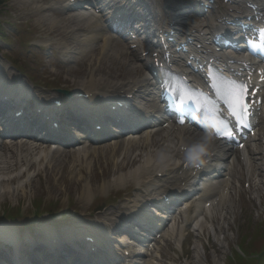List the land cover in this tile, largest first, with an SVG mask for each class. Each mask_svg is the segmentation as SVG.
<instances>
[{
	"label": "bare ground",
	"instance_id": "obj_1",
	"mask_svg": "<svg viewBox=\"0 0 264 264\" xmlns=\"http://www.w3.org/2000/svg\"><path fill=\"white\" fill-rule=\"evenodd\" d=\"M83 0H75V2H82ZM46 8V7H44ZM74 9V8H72ZM150 10V9H148ZM79 11V10H78ZM151 12V11H150ZM83 16V15H82ZM84 17V16H83ZM152 20V19H151ZM84 24H87V26L90 29V32H92L93 34H95L96 38H100L103 36V34H99L98 35V31H101L99 26L96 24H90L84 22ZM157 26V25H155ZM85 32H89L88 30H85ZM91 35V34H90ZM88 38V37H87ZM105 50H101L99 55H102V57L104 58V52ZM114 58H111L112 61L114 62H109L107 64H105V68H111L115 66V62L117 61L118 65L120 64L123 67V58L121 57H117L116 53L113 52V54H111ZM110 56H106L105 59L109 60ZM138 62V61H137ZM127 66V76L130 75H135L137 73V71H133L130 70L132 65L126 64ZM101 69L103 68H99V67H90L88 68V70L83 71L82 72V76L74 79L75 81L73 82V84H79V87L81 88H92L93 86L95 87V84H98L97 82H100L101 77L100 74L97 72H100ZM105 70V69H103ZM110 70V69H109ZM106 75V74H104ZM97 80V81H96ZM11 84H14V82H12ZM21 93L19 92V95ZM186 132V131H185ZM185 132L183 133L182 136H184ZM159 133H161V136H163V140L162 142H152V138L156 137ZM176 135H180L176 134ZM160 137V136H158ZM156 137V138H158ZM169 138V134L166 131L160 132L159 130L154 131V130H150L149 132H146L144 134H142L141 136L137 137L136 140H133L131 137H129L128 139H126L123 143V146L121 147L118 144H113L110 147L107 148H94L91 152H88L84 149H80L78 151V148L76 149V151L71 155V159H73V164L72 166L74 167V169L76 170L75 172L70 173V176L72 178H76L78 177L79 179H85L84 177H82V172L84 170H88V168L91 166V158L97 153V151L103 153V152H108L110 154V159L114 162V165L116 167V169L121 170L122 166L120 163H118V158L116 157V153L118 151H120V153L122 154L121 156H123V162H126V158L128 155V151L130 149H135V150H139L141 149L142 152L144 151H149V150H154V161H151L152 158H150L149 156L145 155L144 159H143V165L141 166V168L139 170H134L132 172H130L127 176L126 175H122L121 173L115 177H113L110 180L111 184H114V186H124L128 181H133L136 185L137 184H142L143 187L145 188V191L148 192V197L147 198H153L157 189L160 187V181H156L151 179V177L148 175L147 172H144V167H148L150 165H155L158 162H163L166 161V165H168L170 163V160L167 159H163L162 157H164L165 153L168 152V150H170V146L169 144H166V141ZM193 148L196 149V147L194 146ZM210 152H215V149H213ZM48 154V150L46 148H44V146H41L40 144H28L26 142H21V143H5L2 144L0 143V177L3 178L0 180V197H9V198H13L14 194H16L17 192L20 193L21 196L26 195V185L25 184H21L20 180H23L24 177H26L25 179L28 181V183L30 182L29 180V173L31 171L32 165H35L36 167H44L42 166V162L46 159V156ZM7 156L8 159H7ZM15 159V160H14ZM14 160L17 161L15 164L10 163L9 165H7L6 163ZM153 160V159H152ZM159 160V161H158ZM57 165V162L54 161L53 164H50V168L53 171L55 169ZM19 171V172H17ZM45 172V170H43ZM24 172V173H23ZM14 173V174H12ZM23 173V174H22ZM147 176V179H149L148 181H146L147 179H145V181H140L141 177ZM18 180L17 183L14 185V187H11V183L13 180ZM49 183V180H47ZM164 181V180H163ZM92 183V181L89 179V183L85 182L84 186L82 188V198L86 200V198H88L91 193V186L90 184ZM109 185V184H108ZM49 188L52 190V186L49 184ZM104 189V188H103ZM221 190L220 186H217L215 188H213L212 186H205L204 189L201 191V193H203L204 196L207 197H211L213 198L216 194H219ZM148 200V199H147ZM207 200V199H206ZM203 201L204 202L206 201ZM135 207H137L139 205L138 200H134L132 202ZM232 204H226L223 201H220L218 206L213 209L212 211L215 210H222V212L225 213V215L230 216L231 215V207ZM193 213H196V215L199 214H204L206 216L209 217V215L212 213H203L202 212V205H200V207H198V205H194L193 207H191ZM131 210H133V207L131 208ZM225 218H222V223L224 221ZM204 224H206V221H203V223L201 224L200 228L202 229ZM178 230V229H177ZM174 234V230L172 229L170 231L169 234L166 235V238H171ZM176 235H178V237L180 236V233L178 231H176L175 233ZM135 235V233H134ZM140 238V237H139ZM134 263V262H133Z\"/></svg>",
	"mask_w": 264,
	"mask_h": 264
},
{
	"label": "rangeland",
	"instance_id": "obj_2",
	"mask_svg": "<svg viewBox=\"0 0 264 264\" xmlns=\"http://www.w3.org/2000/svg\"><path fill=\"white\" fill-rule=\"evenodd\" d=\"M32 1L36 2L37 0H10L9 3H6V7H8L7 11H9V15H10V20H8V17L6 15L5 21H7L9 23L17 22L16 24L19 25L20 28H26L28 31H30V33L32 34L33 37H35L36 32H37V36H39L41 34L38 32V29H40L41 31L49 32L50 30H47L48 27L51 26V27L57 28L56 24L59 23V21L56 22V20H55V22L54 21L48 22V20L44 19L45 17H48L50 19L56 18L57 20H60L63 23L65 22L63 17H57V15H59V14L53 13V11L47 10L46 12H44V10L40 11V9H35L36 6L33 7ZM36 3H38L39 5H43L46 2H36ZM50 15H52L53 17H51ZM48 23H50V24H48ZM66 24L68 26L75 25L73 22H67ZM55 33H56V36L58 37V39L64 38V36H63L64 32H61V30L57 29L56 31H54L53 34H55ZM12 37H13V35H12ZM70 37H72V36H70ZM17 39H19L18 34L13 37V40H17ZM14 49L16 51H20L18 48L14 47ZM98 53L97 52H95L93 54L86 53V54L82 55L80 58L78 66L72 67V68L87 67L88 65H85L86 62L92 56L97 57L99 55ZM108 53L109 52L104 53V55H105L104 58L101 55L100 56L101 60H97L98 65H100L99 66L100 68H105V64H107L109 62H114L111 60V57L109 58V60L105 59L106 56H109ZM117 63L118 62H115V66L108 68V69H111L112 71L117 72V74H121V71H126L125 67H122L120 64L118 65ZM121 76H123V75H121ZM102 163H103V161L102 162L100 161V163H98V164L102 165ZM104 172H105L104 174L102 172V173H99L97 175H94L95 177L100 176V178H101V180L98 182L99 178L97 177L95 179L97 183H95L91 186V188L93 189V195L94 196L102 194V192L99 191V186L106 185L108 180L110 179V177L113 175V172L111 171V167L107 164L104 165ZM88 174L89 173L84 172L83 176L87 177ZM63 175H62L61 179L59 180L60 182H56L54 179V181L52 180V181H50V183L56 184V185H59L61 183L65 184L66 182H62ZM105 177L107 179L103 180ZM90 178H94V177H90ZM70 181H71V179L68 181V183H70ZM46 185H47V182H45L44 180H41V182H39V183L35 182L34 185L32 184L31 188L26 187V192L31 191V195L25 199H24V197H20L21 201L24 202L25 205L30 206V205H33V202H34L33 200H35V202L39 201L42 204H46L47 202L51 201V200H49V198H51V199L61 198V202H62L61 206L62 207H66L69 205H70V207H71V205H79V206L84 205L82 202H77V200L74 198V197H76V198L79 197V194H81L79 184L77 186H74L75 188H73V190H71L70 192L65 194L63 197L61 196V194L58 191L55 190V188L51 190L49 187L47 188V192H43V194H41L39 189L42 190L43 188L46 187ZM38 186H40V188ZM60 189H62V188H60ZM38 192H40V193H38ZM67 197H69V198H67ZM244 197L240 201V203H241V205H239L240 208L238 209L237 207H234L233 208L234 213L233 214L231 213V216H226L225 222H223L222 225L220 226V232H217L213 229L211 231L207 230L204 233L205 235L203 238H205L206 242H203L201 246L204 248V251H206L205 248H208V250H209L208 257L211 258L212 260H216L217 264L223 259V253H222L223 250L221 248L223 240L226 243V255L227 256L229 255L230 251H232V249H235L234 245H236L238 236L240 235V230H242L245 227L244 219H245L246 213L249 215V217H251L253 219L254 222L256 221L257 223H259L264 219L261 216V210H262V206L264 203L263 195H261L260 198L255 199L253 202L249 201L248 199L245 200ZM71 200H73L74 203H71ZM69 201H70V203H69ZM121 203H122V201H121ZM121 203H117L113 206H109L106 208V210H109L112 212H114L115 210H119L121 207ZM226 203L229 204V201H227ZM235 203H237L236 200H234V204ZM244 205L247 206V209H244ZM240 210H241V212H240ZM47 224H48L47 222L42 223L40 227L47 228ZM227 225H228V227H227ZM213 243L218 244L220 246V249L218 250V248H215L214 246H212ZM201 246H198L196 248V250L194 249L192 256L195 259L193 258L192 260H190V263H194L195 260H197L194 253H197L199 256V260L204 263V260L202 258ZM205 255L207 256L206 253H205Z\"/></svg>",
	"mask_w": 264,
	"mask_h": 264
},
{
	"label": "snow or ice",
	"instance_id": "obj_3",
	"mask_svg": "<svg viewBox=\"0 0 264 264\" xmlns=\"http://www.w3.org/2000/svg\"><path fill=\"white\" fill-rule=\"evenodd\" d=\"M247 100H248V95L247 93L243 94L241 97H239L237 99V104L239 105L241 110H244L245 105L247 104ZM229 107L231 108V104H229ZM233 115H235V112H233ZM228 137L232 136V132H228L227 133Z\"/></svg>",
	"mask_w": 264,
	"mask_h": 264
}]
</instances>
